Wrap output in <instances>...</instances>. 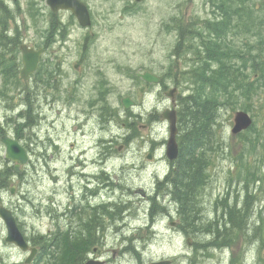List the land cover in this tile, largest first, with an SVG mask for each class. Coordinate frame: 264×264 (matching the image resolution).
<instances>
[{"label":"rangeland","instance_id":"obj_1","mask_svg":"<svg viewBox=\"0 0 264 264\" xmlns=\"http://www.w3.org/2000/svg\"><path fill=\"white\" fill-rule=\"evenodd\" d=\"M81 1L87 5L92 17L87 29L81 28L70 12L53 14L46 0H0V33L9 42L13 39V44H0V53L9 59L11 56L6 54L7 51L15 52L14 61L7 66L21 69L19 44L46 50L40 60L38 76L37 71L28 83L22 82L20 89L16 90L9 80L6 91H2L7 80L0 74V128L4 129L3 135L23 144L29 157L17 174L14 172L8 177L9 187L4 192L0 190V205L12 211L28 238L39 235L49 240L55 235L68 233L69 215L59 220L60 228H57L55 202L61 203L60 211L65 210L69 200L66 198L70 194L71 167L84 161L83 173L88 174L90 181V174L99 167L105 171L103 189L90 184L92 191L100 189L99 202L125 205V208L121 207L120 217L113 220L103 218L105 264H149L160 260H170L171 264H264V224L252 228L260 216L264 217V147L258 146L256 153L243 156L249 165L255 166V181L258 180L256 184L249 182L245 189V182L237 177L241 175L236 164L241 140L231 135L235 112L244 111L240 109L242 100L234 110L226 107L220 113L215 138L222 143L221 150L211 156L208 185L201 192L199 201L202 204L201 221H212L221 213L220 204L217 205L219 201L226 199L228 204H239L240 208L246 194L251 195L248 211L252 217L245 234L241 232L226 250L202 248L199 247L204 238L202 235L177 232L173 227L172 223H181L174 209H170V215L158 207L156 212V207L149 211V199L153 196L159 207L167 201L164 196L156 194L157 181L153 180V175L163 177L169 171L167 161H164L163 145L168 139V131L165 126L155 123L158 117H148L158 105L155 104L157 92L146 89L149 96L139 105L144 88L137 87L133 79L141 71H154L160 76L171 75L172 71L173 76L177 74L179 82L172 75L166 78L171 80L172 87H178L176 99L187 94L182 73L192 64L193 58L191 52L182 53L180 58L172 56L178 41V33L173 28L191 23L201 26L205 21H212L213 10L209 2ZM251 1L256 5L264 3V0ZM234 41L242 49L245 39L240 37ZM76 64L80 65L78 70L74 69ZM98 75L103 76V91L104 88L110 90L107 96L109 105L117 110L111 122L103 120V127L98 105L89 104L95 99L93 85ZM15 80L13 78L12 83ZM126 97L134 103V107L128 110L122 106V99ZM32 103L33 106L29 105ZM28 107L38 123L35 127L21 129L15 122L18 121L17 111L24 113ZM248 107L247 113L260 134V143L264 145V92L250 101ZM163 109L162 103L157 106L159 114ZM125 112L131 116L126 118L129 113ZM136 114H141V119L135 121ZM11 118L14 122L10 121ZM129 125L134 127L133 136L137 138L125 146ZM253 136L251 134V138ZM101 138L112 145L114 153L103 156L98 167L95 159L102 147L99 145ZM150 151L153 155L148 160ZM6 161L5 149L0 142V164L4 165ZM9 165L14 167L13 163ZM107 177L110 183H105ZM78 183L73 182L74 185ZM12 186L15 187L13 195L8 191ZM149 212L158 216L151 231L144 228L145 221H150V216L147 219ZM72 232L75 231H69L71 236L74 235ZM96 237L100 239V233ZM125 238L132 242L129 244ZM94 248L91 247V251ZM23 261L21 252L5 242V228L0 221V263L20 264Z\"/></svg>","mask_w":264,"mask_h":264},{"label":"trees","instance_id":"obj_2","mask_svg":"<svg viewBox=\"0 0 264 264\" xmlns=\"http://www.w3.org/2000/svg\"><path fill=\"white\" fill-rule=\"evenodd\" d=\"M207 1L213 10L212 21H205L201 26L191 23L189 26L177 25L173 28L178 33V41L171 53L172 56L180 58L182 53L191 52L193 60L189 68L182 73L187 94L178 98L179 153L177 159L173 161L178 165L177 172L174 178L157 182L156 194L166 197L167 203L161 207L157 206L155 196L149 201H151L150 212L154 207H156L154 212L158 207L165 214H170L169 209H174L180 217L181 231L204 237L199 247L226 250L241 232L245 234V229L250 227L248 221L251 220L249 218L252 215L248 210L249 199L252 196L246 194L240 208H238L239 204L236 206L234 203L228 204L226 199L219 201L217 205L220 204L221 213L212 221H201L202 204L199 197L208 185L207 173L211 167V156L221 150L222 143L215 138L221 111L226 107L234 110V106L242 100L240 109L248 112L249 102L255 97H260L264 92V3L256 5L251 0ZM168 26L171 29L170 23ZM0 34V44H13V39L9 42L3 33ZM240 37L245 39L242 49L238 48L234 41L235 38ZM14 53L11 49L6 53L11 56L10 64L14 61ZM4 61L5 56L0 53V74L2 73L3 79L7 80L1 90L6 91L9 80L16 90L20 89L22 81L18 78L17 69L7 66L9 64L4 65ZM171 75L178 83L177 74L173 76L171 71ZM13 78H16L14 83H12ZM38 81H40L39 77ZM109 93L110 90L104 88L103 120L105 122L106 120L111 122V119L115 118V113L117 114V110L113 109L107 100ZM29 105L33 106V103ZM29 107L26 112H19L16 116L19 122H15L21 126V129L25 126L35 127L38 123L36 115L32 114ZM130 116L129 113V116L125 117ZM134 120L137 121L135 118ZM10 121L14 122V119L11 118ZM128 127V135L124 138L125 146L137 138L133 136L134 127L132 125ZM21 129H18L20 133ZM3 133L0 131V135ZM251 134L255 137L251 138ZM233 137L241 140V151L236 162L241 175L237 177L245 182L247 189L249 182L256 184L258 180L255 181V166L249 165L243 156L256 153L258 146L264 147V145L259 141L260 134L256 131L254 121L250 128ZM99 145L103 148V156L107 157L114 153L112 145L107 140L101 138ZM12 173L14 169L7 161L4 165L0 164L1 192L9 187L8 177ZM98 177L93 178V182ZM103 177H106L105 173ZM104 181L110 183L108 177ZM162 188L164 190L160 193ZM121 207L125 208V205L115 202L103 203V218L113 220L120 217L123 211ZM154 212L150 214V222L156 216ZM260 223L264 224L262 216L253 223L252 228L257 229ZM124 240L129 244L132 242L128 238ZM31 242L34 245H42L43 257L47 259L43 264H73L76 261L81 263L80 256L91 251V247L95 246L99 239L93 232L86 235L76 233L72 236L70 233H63L49 240L37 235L31 238Z\"/></svg>","mask_w":264,"mask_h":264},{"label":"flooded vegetation","instance_id":"obj_3","mask_svg":"<svg viewBox=\"0 0 264 264\" xmlns=\"http://www.w3.org/2000/svg\"><path fill=\"white\" fill-rule=\"evenodd\" d=\"M90 13V11H89ZM90 18L92 20L91 17V13H90ZM88 38V37H86ZM89 39V38H88ZM11 61V57L9 59H5L4 61V65L9 63ZM1 65V63H0ZM79 64H76L74 66V69L78 70L79 69ZM144 74H150L153 76L154 79H157L156 82H147L144 79H142V75ZM168 76V77H167ZM171 75L167 73H165L164 75L160 76V74H158L157 72H152V71H141V73H136L135 74V85H137V87H142L144 88V92L143 95L141 97L142 102L139 105H142L144 103V101L146 100V98L149 96V93L147 92L146 89L151 90L153 92H157V98L155 101V104L160 105L162 103V105L164 106V109L160 112V114L157 112V106L154 111H151L148 115L149 118L152 117V119H157L158 117V122H155L156 124H160L161 126H165V128L168 131V135H169V123L167 122V120L162 119V115L163 113H165V111L167 110H175L176 111V117H177V123L178 124V99H176L177 95H178V87L174 86L172 87L171 85V80L167 78H169ZM98 79H96L94 85H93V89L96 92L95 95V99L93 101H90L89 104L93 105V106H97L99 108V120L101 121V125L103 127V76L102 75H98L97 76ZM167 77V78H166ZM98 83V84H97ZM97 84V85H96ZM173 85H177V84H173ZM97 87L99 88V90H97ZM174 90V91H173ZM172 93L173 98H170L167 96V94ZM164 95V98L161 97V95ZM133 103V102H132ZM133 107H134V103H133ZM135 119H141L142 115L141 114H136L134 115ZM142 121H144V119H142ZM151 123V122H150ZM152 124H154V121L152 122ZM143 127L146 128V125H144ZM2 130L3 127L0 128ZM3 135H0V137ZM153 142V141H152ZM21 144V143H20ZM165 142H163V145L165 146ZM22 147L26 150V152H28V150L26 149V147L21 144ZM151 151H153L154 149H150ZM150 151V155L152 158V152ZM164 157L165 156V152H164ZM164 161L166 162L167 160ZM103 159V148L101 147L99 149V154H98V158L95 159V163L96 165L101 166V162ZM154 159V158H153ZM167 159V158H166ZM84 161H79L78 165L72 166L71 170H70V174H69V185H70V191H69V199L67 202V205H65V210L60 211V206L61 203L59 202H55L57 204L56 207V219H57V228H60L59 226V220L62 217H66L67 215H69L70 217V222H69V231H75L72 232V234H76V233H82L83 235L88 234L89 232H93L95 235H97L98 233H100V239L99 242L93 246L95 247L92 251L86 252L84 255H82L80 257L81 263H79L78 261L74 262L73 264H85L86 262L89 261H96L99 264H105V262L103 261V201L99 202L98 200V192L100 191V189L96 190V191H92L90 189V184H95L96 187L98 188L99 186H102L101 188L103 189V167H99V177L98 179H96L94 183L92 180H88V174L85 175L83 173V169L85 168L84 166ZM167 165L169 166V171L163 176L161 177L163 179V181H165L168 178H174L175 173L177 172V167L178 165L174 164L173 162L167 161L166 162ZM79 168V169H77ZM154 176V181L158 182V176L155 174ZM78 181L79 183L77 185H74L73 182L74 181ZM89 183H88V182ZM60 182V181H59ZM160 182V181H159ZM98 195V196H97ZM167 195V194H165ZM148 197V196H147ZM75 218H78L77 223H75ZM85 220V221H83ZM73 221V222H72ZM74 225V226H72ZM173 227H175L176 231L180 230V225L177 223H172ZM21 229V228H19ZM22 234L28 238L25 235V232L23 231V229L21 230ZM69 231H66L69 233ZM178 232V231H177ZM71 234V233H70ZM27 240V239H26ZM29 247L26 253H21L24 257V261L20 264H42L44 262V258L43 257V252L41 249V246L38 245H33L31 243V241L27 240ZM18 251V250H17ZM34 251V252H32ZM19 252V251H18ZM99 253V255H98ZM31 257V260L27 262L28 258ZM2 263V262H1ZM0 263V264H1ZM5 264V263H2Z\"/></svg>","mask_w":264,"mask_h":264},{"label":"water","instance_id":"obj_4","mask_svg":"<svg viewBox=\"0 0 264 264\" xmlns=\"http://www.w3.org/2000/svg\"><path fill=\"white\" fill-rule=\"evenodd\" d=\"M46 4L53 14H57L59 11H69L75 17L78 25L81 28H88L91 24L90 14L87 6L80 0H46ZM22 57L23 67L19 70L20 78L26 82L29 76L32 75L38 66L39 59L44 53L43 49L34 50L22 44L19 46ZM147 82H156L150 74H144L141 76ZM174 91V90H173ZM168 97L173 98L172 93L167 94ZM132 102L129 98L122 100L124 109H129L132 106ZM162 119H165L169 123V137L166 142V157L168 160L173 161L178 156V145L176 142V136L178 134L176 128V112L175 110H167L162 115ZM252 125V119L246 112L237 111L233 118V127L231 134L233 136L247 130ZM1 143L5 148V159L15 163L14 169L18 173L19 167L27 163V155L25 150L20 146L19 142L15 139L3 136ZM150 159V155L148 156ZM10 192L13 194L14 189ZM0 220L3 222L6 230L5 241L9 244H13L20 248L22 251L27 250V244L24 240L23 235L18 229L15 218L11 211L0 206ZM31 258V257H30ZM87 264H99L94 262H88ZM151 264H170V261L154 262Z\"/></svg>","mask_w":264,"mask_h":264}]
</instances>
